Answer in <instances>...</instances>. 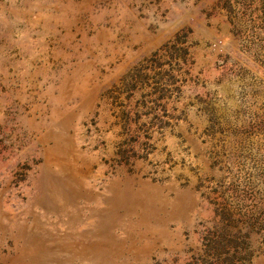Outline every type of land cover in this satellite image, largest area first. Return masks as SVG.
<instances>
[{
    "label": "rangeland",
    "instance_id": "rangeland-1",
    "mask_svg": "<svg viewBox=\"0 0 264 264\" xmlns=\"http://www.w3.org/2000/svg\"><path fill=\"white\" fill-rule=\"evenodd\" d=\"M0 264H264V0H0Z\"/></svg>",
    "mask_w": 264,
    "mask_h": 264
}]
</instances>
